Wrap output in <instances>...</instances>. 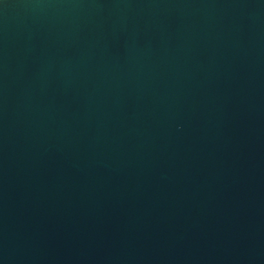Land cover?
<instances>
[{"label": "water", "instance_id": "95a60500", "mask_svg": "<svg viewBox=\"0 0 264 264\" xmlns=\"http://www.w3.org/2000/svg\"><path fill=\"white\" fill-rule=\"evenodd\" d=\"M0 264H264V0H0Z\"/></svg>", "mask_w": 264, "mask_h": 264}]
</instances>
